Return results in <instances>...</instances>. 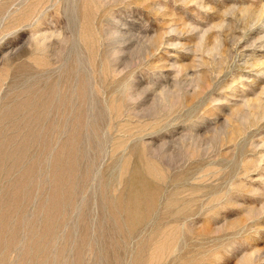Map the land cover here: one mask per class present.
I'll use <instances>...</instances> for the list:
<instances>
[{
	"label": "rangeland",
	"instance_id": "1",
	"mask_svg": "<svg viewBox=\"0 0 264 264\" xmlns=\"http://www.w3.org/2000/svg\"><path fill=\"white\" fill-rule=\"evenodd\" d=\"M0 264H264V0H0Z\"/></svg>",
	"mask_w": 264,
	"mask_h": 264
},
{
	"label": "bare ground",
	"instance_id": "2",
	"mask_svg": "<svg viewBox=\"0 0 264 264\" xmlns=\"http://www.w3.org/2000/svg\"><path fill=\"white\" fill-rule=\"evenodd\" d=\"M89 92V91H88ZM92 97V96H91ZM91 102H92V100H91ZM90 107V106H89ZM88 107V108H89ZM90 109V108H89ZM90 112V111H89ZM121 112V111H120ZM118 115V114H117ZM121 115V114H120ZM88 120V119H87ZM77 127V126H76ZM75 130V129H74ZM139 195V194H138ZM130 217H131V215H130ZM163 245V244H162ZM158 249V248H157ZM161 249V248H160ZM158 253H160V252H158ZM162 255V254H161Z\"/></svg>",
	"mask_w": 264,
	"mask_h": 264
}]
</instances>
